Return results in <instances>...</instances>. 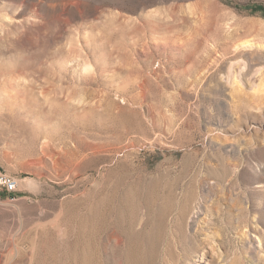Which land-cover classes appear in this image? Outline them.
Segmentation results:
<instances>
[{"label": "rangeland", "instance_id": "374dc122", "mask_svg": "<svg viewBox=\"0 0 264 264\" xmlns=\"http://www.w3.org/2000/svg\"><path fill=\"white\" fill-rule=\"evenodd\" d=\"M0 168V264H264V0H0Z\"/></svg>", "mask_w": 264, "mask_h": 264}, {"label": "built area", "instance_id": "2783aa9c", "mask_svg": "<svg viewBox=\"0 0 264 264\" xmlns=\"http://www.w3.org/2000/svg\"><path fill=\"white\" fill-rule=\"evenodd\" d=\"M18 186V179L0 168V201L5 195L14 193Z\"/></svg>", "mask_w": 264, "mask_h": 264}, {"label": "bare ground", "instance_id": "6f19581e", "mask_svg": "<svg viewBox=\"0 0 264 264\" xmlns=\"http://www.w3.org/2000/svg\"><path fill=\"white\" fill-rule=\"evenodd\" d=\"M253 23H255V22H253ZM251 24V23H250ZM249 43V41H247V40H245V41H241V43H240V46L242 47V46H247V44ZM86 67V69H88L87 68V66H85ZM19 70V69H18ZM260 91V90H259ZM258 92V91H257ZM102 232H104V231H102ZM101 232V233H102ZM115 237V236H114ZM55 251H57V250H55ZM58 256V255H57ZM56 256V257H57ZM52 257V256H51ZM54 262V261H53ZM55 264V263H54Z\"/></svg>", "mask_w": 264, "mask_h": 264}]
</instances>
